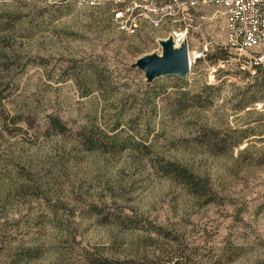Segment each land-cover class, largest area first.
Segmentation results:
<instances>
[{
	"label": "rangeland",
	"instance_id": "374dc122",
	"mask_svg": "<svg viewBox=\"0 0 264 264\" xmlns=\"http://www.w3.org/2000/svg\"><path fill=\"white\" fill-rule=\"evenodd\" d=\"M205 30L224 43L219 13ZM206 34L191 32L190 46ZM167 37L165 28L127 37L73 4H0V264L37 244L39 257L28 264H63L62 244L76 253L70 264H79L86 246L144 255L153 233L100 223L90 203L103 214V205L114 204L143 224L168 228L173 239L158 238L145 257L179 251L187 257L178 264H264V70L231 58L224 65L201 61L182 81H151L161 88L152 97V83L133 64L161 54ZM86 85L93 92L82 96ZM49 115L70 132L47 129ZM117 121L130 124L123 134L137 139L152 130L155 153L208 181L213 201L161 176L150 156L71 149L83 126L109 131ZM61 224L71 227L68 234Z\"/></svg>",
	"mask_w": 264,
	"mask_h": 264
},
{
	"label": "built area",
	"instance_id": "2783aa9c",
	"mask_svg": "<svg viewBox=\"0 0 264 264\" xmlns=\"http://www.w3.org/2000/svg\"><path fill=\"white\" fill-rule=\"evenodd\" d=\"M42 0H0V4L34 3ZM73 4L104 14L110 24L125 36H136L147 30L165 28L170 31L175 47L187 44L189 68L197 62L210 61L209 55L223 50L226 56L215 65L231 58L249 65L264 66V0H45ZM208 9L213 11L208 12ZM224 19L223 44L206 34V23L217 17ZM204 31L198 45L190 46L188 35ZM214 64L212 66H215ZM256 103V108H262Z\"/></svg>",
	"mask_w": 264,
	"mask_h": 264
},
{
	"label": "trees",
	"instance_id": "16d2710c",
	"mask_svg": "<svg viewBox=\"0 0 264 264\" xmlns=\"http://www.w3.org/2000/svg\"><path fill=\"white\" fill-rule=\"evenodd\" d=\"M91 10V9H90ZM95 13L94 10H91ZM96 15L99 16V19L106 24H110L108 18L96 11ZM52 16V14H50ZM129 37V36H127ZM224 55V56H223ZM225 57L226 53L223 50H217L212 52L209 55V59H217L219 57ZM255 68H258L256 72L260 70H264V67L260 65H254ZM261 68V69H260ZM94 75L97 77L99 71L94 70ZM174 75H166L165 77H173ZM164 77V76H161ZM178 77V76H176ZM156 79V78H155ZM154 79V80H155ZM179 81H182V78H177ZM98 78L94 79V83H98ZM149 86V93H152V97H155L161 93V88L159 89L153 82ZM81 85V84H80ZM160 86L162 84H159ZM82 92V96L89 95L93 92L91 86H79ZM1 97V96H0ZM249 102V101H248ZM0 104V108H1ZM19 121V119L17 118ZM15 121V120H14ZM48 127L47 129H52V131L56 134L66 135L70 132V129L67 127L66 123L60 119L58 116L49 115L47 120ZM149 125V124H146ZM129 127H120V123L114 122L108 129L109 131H105L103 129H95L96 127L90 126H83L81 130L76 133L75 141L73 142V150L78 149L84 152H107L109 154H117L123 152L124 150L128 149L133 152L140 153L145 157H151V165L155 168V171L159 173L161 176L170 179L173 182L179 184L184 190L190 193L192 196L196 197L197 199H205V202H212L213 201V191L210 188L208 181L200 177L199 175L195 174L191 169H189L185 164H182L178 161L172 160L168 157H165L161 154L155 153V149L152 148L156 143L152 136L150 139V134L152 130L143 129V133L145 134L144 137L137 139V136L134 134H123L125 129L127 128L129 131L132 129V126ZM142 134V135H144ZM247 135H243L240 137L237 142L246 138ZM154 139V140H153ZM214 142L213 146H216ZM111 206L105 204L103 205V209L105 214L98 209V204L90 203L88 205L89 209L93 211L95 215L101 216L99 219L100 223H105L107 225H114L118 229L121 228L123 231L126 230H146L150 233H153L156 237L148 238L149 242L144 240L145 246H147L149 250L144 249L142 252L144 255L147 252H152L150 249L155 247L158 243V238L162 240H171L172 235L171 231L166 228L165 226L150 223L143 224L142 220H138L136 215L127 214L123 211L117 212L116 206L114 204H110ZM103 215V216H102ZM58 228H60L64 233L68 234V230L70 231L71 227H65L61 224ZM71 237L70 239L74 241L75 239V232L71 230ZM64 236V235H63ZM69 236H64V242H67V238ZM62 239V238H61ZM157 239V240H156ZM78 242V241H77ZM41 245H29V246H21L12 252L6 260L3 261V264H28L31 261L38 259L39 251ZM62 249H60V255L63 257V264H70L69 262L72 260V257L69 258V253L71 255H76L74 251L69 252V249L65 247L64 244L61 245ZM144 247V246H143ZM81 252H78L80 256L78 263L79 264H178L180 259H184L187 257L184 252H173L171 255L164 254L162 256H153V257H145L144 255H137V256H127L126 254L121 255L120 253L114 254L113 252L105 251V250H98V247H82L80 248ZM119 251V249H117ZM69 256V257H68ZM82 259V260H81Z\"/></svg>",
	"mask_w": 264,
	"mask_h": 264
},
{
	"label": "water",
	"instance_id": "95a60500",
	"mask_svg": "<svg viewBox=\"0 0 264 264\" xmlns=\"http://www.w3.org/2000/svg\"><path fill=\"white\" fill-rule=\"evenodd\" d=\"M161 54L152 53L141 56L133 64L140 69L147 83L155 78L174 75L186 78L189 73V62L187 54V44L182 42L179 47H175L171 37L160 40Z\"/></svg>",
	"mask_w": 264,
	"mask_h": 264
}]
</instances>
